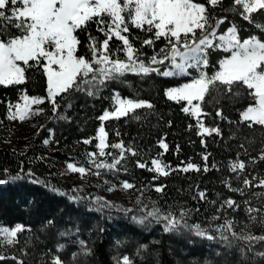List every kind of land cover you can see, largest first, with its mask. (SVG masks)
I'll list each match as a JSON object with an SVG mask.
<instances>
[{
	"label": "trees",
	"instance_id": "obj_1",
	"mask_svg": "<svg viewBox=\"0 0 264 264\" xmlns=\"http://www.w3.org/2000/svg\"><path fill=\"white\" fill-rule=\"evenodd\" d=\"M229 4L230 0H224L225 7ZM212 11L218 17L227 16L220 28L227 29L235 24L242 40L257 34L256 28L239 15L219 9ZM256 20L264 22V17L256 14ZM96 27L91 23L88 31L102 40L104 37L96 31ZM0 34L7 37L18 33L16 29L5 28ZM78 35L81 40L78 55L90 56L86 47L87 35L84 32ZM136 36L142 39L145 34L132 28L130 38ZM119 44V41L113 40L110 46L115 48ZM134 44L146 54L141 59L147 60L154 54L151 47L141 48L140 40H134ZM163 46V42L158 41L156 50ZM227 55L222 50L210 49L209 67L205 71L214 73L219 61ZM119 56L124 58L123 53ZM26 77L23 85L0 86V179L20 177L0 184V223L8 226L22 224L31 231L20 234V242L14 247H0V254L8 257L0 264H19V261L23 264H51L54 255H59L65 264H117L124 256H128L132 264H264V257L256 255L257 252H264V242L254 243L249 250L250 246L245 242L231 240L229 244L221 240L215 231L216 225L222 224L224 218L235 220L237 232L245 225L244 230L256 236L260 230L257 228L259 219L255 223L249 219L244 202L250 201L252 206L264 208V189L246 188L244 195H240L230 191L225 184L227 181L233 188H238L243 187L241 181L244 176L249 179L253 176L264 178V161L258 159L260 150L264 148V129L229 123L238 121L240 111L252 102L246 89L240 88L238 97L221 91L205 98L203 108L210 115L202 117L203 122L207 127L218 126L221 134L202 136L198 134L196 118L182 111L185 102L176 103L165 96L166 89L187 82L190 76L177 78L155 73L149 76L129 73L107 82L94 96L82 91L57 96L60 108L56 117L52 115V105L46 100L38 106L44 112L30 121L35 123V127H29L22 137L14 139L15 147H6L2 142L5 140V127L9 126L8 104L18 102L21 90H26L32 97H47L46 77L42 69L29 68ZM115 93L125 98L145 100L154 106L152 109H137L128 117L110 119L103 124L110 143L123 141L140 152V156H128L126 172L103 170L101 176L94 175L98 181L107 180L109 184L127 180L135 185V188L127 190L130 202L127 209H133L127 213L124 211L127 209L115 211L104 207L97 210L95 195L88 181L78 189L73 180L62 175V166L68 162L91 167L87 164L86 154L96 151V141L93 140L92 144H84L83 141L95 137L100 126L98 117L112 109ZM217 109H222L226 119L215 116ZM45 139L49 140L47 145L44 144ZM161 140L167 143V152L159 147ZM205 153L209 154V171L180 170L187 163L200 165L203 169L205 161L202 157ZM158 156L169 165L167 176L154 179L157 173L135 165L137 159L150 161V158ZM237 159L246 163V169L240 174L229 170V165ZM213 164L215 168H212ZM157 186H163V191L157 193L154 190ZM199 191L206 193V200L199 199ZM228 198L238 201L240 210L217 212L220 204ZM137 199L142 203L137 204ZM154 205L164 211L171 210L176 215L181 210H189L187 222L200 224L216 238L198 237L187 229L165 232L163 223L145 221L141 224L132 219L133 216H144ZM217 215L221 219L213 220V216ZM81 241L90 254L81 252ZM61 244L64 249L57 252V246ZM74 253L77 254L75 259ZM13 256L17 259H11Z\"/></svg>",
	"mask_w": 264,
	"mask_h": 264
},
{
	"label": "snow or ice",
	"instance_id": "obj_2",
	"mask_svg": "<svg viewBox=\"0 0 264 264\" xmlns=\"http://www.w3.org/2000/svg\"><path fill=\"white\" fill-rule=\"evenodd\" d=\"M215 9L239 15L241 19L256 28L257 34L242 40L235 24H231L227 29H221L220 26L225 23L227 16H216L212 11ZM256 14L264 17V0H230L228 7L224 6V0H205V2L200 0H0V33L5 28L16 29L18 33L9 34L7 37L0 34V86L25 84L26 72L33 67L42 69L47 84L46 98L32 97L26 90H21L18 102L8 104L7 118L23 122L40 115L44 109L33 106L42 105L46 100L52 105V115L56 117L60 108L57 96L70 91H82L88 96H94L107 82L117 80L129 73L139 76L155 73L163 77H188L192 75L190 70H195L197 75L191 79V82L166 89L165 96L176 103L185 102L182 111L196 118L198 134L202 136L221 134L218 126L207 127L203 122L202 117L210 115L203 108L205 98L221 91L238 97L241 94L240 88L247 90L252 102L240 111L238 121H229V123L245 124L248 128L260 126L264 129V22L258 23ZM91 23L97 26L96 31L104 37L102 40L88 31ZM132 28L143 32L144 38L141 39L139 36L130 38ZM80 32L87 35L86 47L91 53L90 56L78 55L81 45L78 35ZM113 40L120 42L115 48L110 46ZM134 40H140L141 48H153L154 54L147 60L141 59L146 54L135 47ZM158 41H162L164 46L157 51ZM210 49L228 53L219 61L218 69L212 74L205 71L209 67ZM119 53H123L124 58H120ZM112 99L114 101L112 109L104 111L103 115L98 117L102 122L98 135L83 141L84 144L97 141L94 145L96 151H89L86 154L87 164L91 167L79 162H68L69 173H79L83 178L89 172L99 177L103 170L126 172L125 162L128 156H140L137 149L125 145L123 141L110 143L103 122L110 119L119 120L128 117L130 113H135L137 109H152L154 106L145 100L122 97L119 93H116ZM215 116L226 119L222 109H217ZM48 143L49 140L45 139L44 144ZM159 147L165 152L168 151V145L163 140L159 142ZM240 147L243 148L244 145L241 144ZM109 149L117 151L113 152ZM202 158L205 161L203 169L200 165L187 163L180 170L209 171L207 163L209 154L205 153ZM258 159L264 161V148L260 150ZM135 165L157 173L154 179L169 174V165L159 156L150 158V161L137 159ZM215 167L216 165L213 164L212 168ZM245 169L246 163L239 159L229 165V170L233 173L240 174ZM4 171L7 173L8 170ZM28 174L31 175L30 172ZM19 178V175L8 176L7 179H0V184ZM105 183L109 181L105 180ZM241 183L243 187L233 188L225 181L230 191L240 195H244L246 188L264 189V178L253 176L249 179L244 176ZM119 187L127 191L135 188V185L124 180ZM115 188L116 186L112 185L107 190L113 191ZM154 190L160 193L163 191V186H157ZM197 195L200 200L207 199L204 191H199ZM71 199L79 198L71 197ZM94 203L98 205L97 210L115 207L101 197H96ZM136 203L142 202L137 199ZM244 203L249 219L254 223L259 219V222L264 224V208L254 207L250 201ZM240 208L238 201L228 198L220 204L217 212L226 209L235 212ZM124 211L132 212L133 209ZM189 214V210H181L179 215H176L171 210L164 211L154 205L144 216H133L132 219L141 224L145 221L163 223L165 232L187 229L198 237L209 240L216 238L200 224H189L187 222ZM212 219L220 220L221 217L217 215ZM235 227L234 219L224 218L222 224L216 225L215 231L219 233L221 240L229 244L231 240L245 242L250 246L249 250L254 243L264 242V235L256 236L246 232L244 228L247 225L240 232H237ZM25 231L31 229L18 223L11 226L0 223V247H14L20 242V234ZM80 244L81 252L84 255L90 254L84 242L81 241ZM63 249L64 245L57 246V252ZM76 255L73 254V259ZM256 255L264 257V252H257ZM6 259L8 257L0 254V261ZM11 259L17 258L13 256ZM19 264H23V261H19ZM51 264H65V261L59 255H54ZM117 264H132V260L124 256L122 260L117 261Z\"/></svg>",
	"mask_w": 264,
	"mask_h": 264
},
{
	"label": "rangeland",
	"instance_id": "obj_3",
	"mask_svg": "<svg viewBox=\"0 0 264 264\" xmlns=\"http://www.w3.org/2000/svg\"><path fill=\"white\" fill-rule=\"evenodd\" d=\"M190 72L192 73V75L190 76V79L187 82H191V79L197 75L195 70H190ZM187 82H184V83H187ZM182 84H180V85H182ZM180 85H178V86H180ZM113 103H114V101H113ZM33 107L35 108L38 106H33ZM36 116H33L31 119H26L23 122H20L18 120H9L7 118L9 121L8 122L9 126L5 127V140L2 142V145L6 146V147H15L16 143L14 142V139L22 137V135L25 133V131L29 127H35V123L30 122V121H32L33 118ZM104 122H103V124H104ZM101 123L102 122L100 121V126H101ZM99 127L97 128L95 136L98 135ZM62 175L65 179L73 180L76 188H78V189L81 187V185H83V183L88 181V183L90 185V189H92V192H93V195H95V198L101 197L104 200L111 202L113 205H115V207H105L107 209L120 211L121 209H127L128 207H130L129 206L130 205L129 194H127V191L120 189V187H119L120 184H109V183H105L104 180L98 181L96 178H94L95 176L92 174H87L82 178L79 173H69L67 171V163L62 166ZM112 185L116 186L115 190L108 191L107 189L109 187H111ZM258 226L259 227H257V228H260V230L257 233V236L264 235V224L260 223ZM253 235H254V233H253Z\"/></svg>",
	"mask_w": 264,
	"mask_h": 264
}]
</instances>
